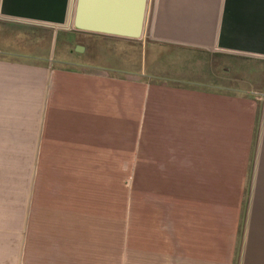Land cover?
I'll return each instance as SVG.
<instances>
[{"label": "crops", "instance_id": "1", "mask_svg": "<svg viewBox=\"0 0 264 264\" xmlns=\"http://www.w3.org/2000/svg\"><path fill=\"white\" fill-rule=\"evenodd\" d=\"M73 2L0 0V264H205V241L191 250L183 226L177 230L183 248L175 255L172 229L166 235L141 225L129 236L123 226L111 247L108 225L79 224L93 169L110 167L111 145L120 154L117 167L126 168L130 151L137 154L134 168L141 166L148 149L154 168L181 161L188 169L182 184H189L191 167L195 183L211 169L217 182L222 137H230L231 183L251 186L247 225L264 233V0H148L139 40L69 28ZM15 23L55 30L58 51L49 56L58 52L56 60L16 53ZM79 45L82 52L74 50ZM126 52H137V71L143 52H151L156 83L145 98L142 83L125 76L136 72V59L127 62ZM164 52L210 54L220 66L222 58L244 60L246 84L259 97L223 96L216 85L207 91L204 71L192 63L199 61ZM76 53L85 56L83 68H65ZM128 137L138 138L133 150ZM194 232L199 239V226ZM214 243L220 251L221 241ZM260 243L264 235L253 237L254 248ZM217 257L221 262L220 252Z\"/></svg>", "mask_w": 264, "mask_h": 264}, {"label": "rangeland", "instance_id": "2", "mask_svg": "<svg viewBox=\"0 0 264 264\" xmlns=\"http://www.w3.org/2000/svg\"><path fill=\"white\" fill-rule=\"evenodd\" d=\"M13 32L15 49L18 50L16 53L20 54L24 51L35 55V60L42 58H47L49 62L56 60L55 54L57 56L58 52L51 54V57L49 56L51 51H58L56 46L53 49L55 30L15 23ZM78 42L85 44V39L79 38ZM126 54L127 62L130 59L129 63L133 64L134 59H136V72L135 74L127 72L125 76L127 79H134L142 83L143 98H145L148 96L149 84L156 83L149 63L151 52H143L146 59L141 71H137V52H126ZM157 54L159 52H152L154 56ZM163 54L169 56L170 59L199 61L192 63H198L200 71L201 69L204 71L207 91H212L216 85V90L223 96L259 97L258 94L252 92L255 89L251 90V86L246 84L244 60L231 61L222 58L220 66L219 60L210 54L197 56H191L193 53L189 54V52H164ZM84 58L83 54L76 53L72 62L65 65V68H83L80 64L84 63ZM161 75H165V70ZM158 81L159 83L167 82L165 79ZM168 84L175 85L173 82H168ZM179 85L185 88V83H179ZM218 85H220V89ZM250 92L252 93L249 94ZM144 101L145 99H143V103ZM142 117L144 118V115ZM142 139L145 146L152 141L149 136H144ZM137 140L138 138L128 137L126 145L133 150L132 143L137 142ZM221 146L223 147L222 174L220 178H217V182L213 176V169H211L204 170L206 172H204L202 183H195L197 182V170L191 167L190 183L182 184L183 172L187 173L188 169H181V161L167 162V166L165 163H159V166L154 168L155 161L150 158L148 149H143L141 166L134 168L136 162L133 157L137 154L130 151L125 153L126 168L123 169L117 167L119 163L114 157L120 154L117 155L113 152L114 146L111 145L109 154L112 161L110 167L93 169V190L92 194L88 196L87 216L86 218L85 215L79 216V224L108 225L111 247L114 243L117 245L118 236L121 234L118 231L123 226L126 227V235L129 236L134 235L135 226L141 225L153 226L154 231L162 230L166 235L167 231L170 233L172 229L175 239V255L177 251L183 248L177 243L179 235L177 230L183 226L185 229H183L182 239L189 240L191 250L197 247L198 240L200 242L205 241V250L200 256L204 257L205 264H261L260 262L264 259V247L260 243L261 248H254L255 244L253 247L252 239L254 237L257 240L264 233L251 231V226L247 225L253 204L249 196L251 186L249 184L242 186L231 183L234 179L230 178V137L223 134ZM190 147H193V144L190 143ZM164 155L166 156L167 153ZM50 173L51 170H47L45 175H50ZM242 188L243 191L239 192ZM90 206L91 210L89 209ZM85 212L86 210H84ZM42 220V223H45V220ZM189 225L191 226L190 229L187 227ZM198 226L200 230L199 239L197 232H194V228L197 230ZM154 235L156 236L157 233ZM217 241L222 243L220 251L215 248L214 242ZM179 242H181L180 239ZM191 250L188 247V252ZM217 252L222 255L221 262L218 261Z\"/></svg>", "mask_w": 264, "mask_h": 264}, {"label": "water", "instance_id": "3", "mask_svg": "<svg viewBox=\"0 0 264 264\" xmlns=\"http://www.w3.org/2000/svg\"><path fill=\"white\" fill-rule=\"evenodd\" d=\"M148 0H74L68 27L82 33L139 40ZM76 52L83 47L76 46Z\"/></svg>", "mask_w": 264, "mask_h": 264}]
</instances>
